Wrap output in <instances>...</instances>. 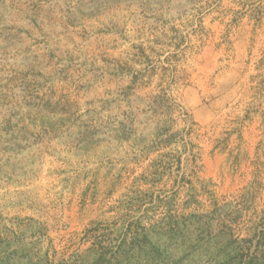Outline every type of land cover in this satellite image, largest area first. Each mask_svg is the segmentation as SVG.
I'll return each mask as SVG.
<instances>
[{
    "label": "rangeland",
    "instance_id": "obj_1",
    "mask_svg": "<svg viewBox=\"0 0 264 264\" xmlns=\"http://www.w3.org/2000/svg\"><path fill=\"white\" fill-rule=\"evenodd\" d=\"M259 182L264 0H0L11 250L57 264L86 253L98 224L233 209ZM253 195L261 208L264 186Z\"/></svg>",
    "mask_w": 264,
    "mask_h": 264
},
{
    "label": "trees",
    "instance_id": "obj_2",
    "mask_svg": "<svg viewBox=\"0 0 264 264\" xmlns=\"http://www.w3.org/2000/svg\"><path fill=\"white\" fill-rule=\"evenodd\" d=\"M32 120L35 121V117ZM6 127L3 132L11 134V140L18 138L16 126L13 129ZM24 128L28 127L24 125ZM166 168L170 166L167 164ZM263 186V182H259L257 189L248 190L238 204L227 203L233 209L225 210L224 205L219 206L216 202L213 211L188 215L170 213L150 226L140 225L134 219L113 228L98 224L88 230L93 240L88 252L76 253L57 264H181L203 250L206 253L214 251L208 259L209 264H264V205L260 208L253 195L260 193ZM191 219L194 221L190 222ZM215 222L220 223L217 230L214 229ZM157 228L161 230L157 231ZM160 235L170 239L169 246L156 241ZM4 244L8 251L0 253V264H13L15 260L23 264H55L49 261L37 263L36 257L22 253L21 249L11 250V243L3 238H0V251ZM178 253L180 255L175 257ZM93 254L94 257H90Z\"/></svg>",
    "mask_w": 264,
    "mask_h": 264
}]
</instances>
